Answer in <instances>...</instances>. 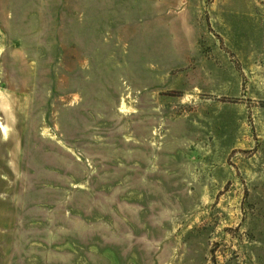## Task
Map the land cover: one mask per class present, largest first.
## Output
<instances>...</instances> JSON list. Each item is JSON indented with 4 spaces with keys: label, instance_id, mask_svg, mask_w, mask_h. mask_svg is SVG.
<instances>
[{
    "label": "rangeland",
    "instance_id": "obj_1",
    "mask_svg": "<svg viewBox=\"0 0 264 264\" xmlns=\"http://www.w3.org/2000/svg\"><path fill=\"white\" fill-rule=\"evenodd\" d=\"M0 264H264V0H0Z\"/></svg>",
    "mask_w": 264,
    "mask_h": 264
}]
</instances>
